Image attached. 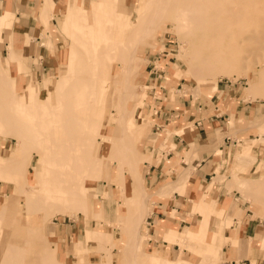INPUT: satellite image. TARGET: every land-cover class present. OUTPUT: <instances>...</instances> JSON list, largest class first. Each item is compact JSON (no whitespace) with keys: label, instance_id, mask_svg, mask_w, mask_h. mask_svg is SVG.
<instances>
[{"label":"rangeland","instance_id":"1","mask_svg":"<svg viewBox=\"0 0 264 264\" xmlns=\"http://www.w3.org/2000/svg\"><path fill=\"white\" fill-rule=\"evenodd\" d=\"M130 1L131 0H88L87 2H84L83 0H76L71 7H68L67 2L65 3L64 8L60 10L62 11L71 8L72 10L69 12L67 10V12L62 11L63 13L61 14V17L63 18V22L58 36L62 39L64 46L63 50L66 51V55L64 54L65 57L63 63L56 75L51 79L45 78L42 81L41 86H44L46 89L41 90L39 94H31L26 97L27 93L25 87L31 80L30 79L25 84L22 82L28 78L29 74V69L26 66V59H17L16 70L14 71V68H11L8 72H5L4 75L2 74V76H0V90L2 93L0 95L2 96L0 97V104L3 106L2 109L5 113L4 120L0 123V163L2 164L0 165V199L5 198V195H3L5 190L12 193H23V191L26 190L28 197L36 200L40 199L41 205V209L37 207L38 205H35L34 207L28 206L31 208L29 211H35L34 215L38 221L37 223H39V228L37 230V232H39L38 234H31L32 236L25 234L31 231L30 229H32V225L34 224L31 222L28 225V221H23V224L17 231H15L16 226H13L9 230L5 249L1 251V253L4 255L6 251H11L12 249L19 251L18 253H20V255L16 259V264H74L73 261L76 260L77 264H82L83 262H85V264H102V262H104L103 264H105L106 262L103 254L105 251L102 249L105 247H111L112 249L110 253L112 252L113 259L110 260V263L134 264V243L127 239L128 229L126 230L125 227L118 226L121 221L124 222V219L118 218V215L115 216L112 211L116 208L115 212H122L128 217L131 215L135 217L137 211L140 209L143 197L140 190L137 189L138 182L137 179H135L134 173H131L125 163L119 165V169L124 171L123 179L126 186L125 192L121 188L119 190V186L117 187V185H114L103 177L102 179L97 178V180L94 181L93 185L98 195L91 196V203L96 204V202L100 200L105 208L111 210L110 217L113 218L109 219L112 223H105L104 229L111 232L112 237L116 240L105 244L107 241L102 242L103 239L95 235V232H93L95 231V224L99 223L94 215L92 216L90 214L89 216L77 207H69V210L68 208H65L69 203L74 204L75 202L74 200L68 202L65 199H60L57 195L58 189L55 188L53 179L49 176L51 175L53 166L49 164L50 158L47 150V142L44 139V134L46 133L39 125L32 127L31 125L26 124L20 117L22 112V108L19 106L20 102L27 103L33 101L34 107H31L32 111H36L35 109H37L36 112H39V114L42 111L45 112V109L48 107V105H46L47 107L45 106V103H47L48 100L47 95L49 94L47 86H50L54 81L66 79L68 80V85H72L74 83L86 82L90 78H92L93 81H95L96 78L98 82L104 77L105 74L102 70L94 67V60L87 57L88 43L94 42L95 35L101 33V29H103V31L105 30L104 32L108 33L110 38H114L115 44L123 51L135 47L136 44H134V42L137 41V38L144 31L147 32L146 35H156V41H153V45H142L139 49L140 52H143L144 56L141 54L138 56L140 59L137 64V72L133 75L134 81L132 83L134 98L128 105L130 109H133L136 105L134 114L135 128L129 132L133 137L135 136L133 142L136 147L134 146L132 148L133 152L136 154L138 153L140 156H144V159L139 164L142 176L143 169L145 173L144 160L147 158L142 147L146 142L145 133L153 122L151 113L145 110L144 107L150 100L147 96V88L149 86L146 85L144 77L146 74L144 73L143 68L145 63L148 62L150 54L163 51V53L156 54L157 56L159 55L163 57L160 58L157 63L160 64V66H164L163 63L169 61L168 81H172L176 84L180 77L184 78L183 89H181L182 93L181 91H176L178 93L183 94L185 91H189L194 96H199V93L194 92V88L200 86L203 94L212 95L213 92H210V90L214 89V86L217 85L219 79L223 81H233L238 88L244 89L246 92L249 82L252 81L258 82V85L254 93L248 97L258 98L261 101H264V42H254L252 39L245 41L247 35L252 33L256 34V32H259L264 26V20L262 19L264 18V0H256L257 5L254 7H247L243 0H233L224 5L225 11L229 15L228 19L231 18V21L226 20L220 28L232 31L234 35H236L234 37V42L237 40L239 43L238 45L235 44L233 48L235 47V49H238L239 47L240 51H237L241 53V56L237 61L233 62V65L235 66L230 70V75L220 72L216 77H211L200 72H197L196 74L191 72L190 62H192L194 57L187 58L186 56L185 58H182L180 56L178 53L180 42L185 41L186 39L183 38V40H181L178 35H218L216 32L207 33V30L203 31L201 27V21L203 20L202 15H205L206 13L205 6H209V4L215 6L218 0H163L162 2H160L161 0H132L131 3ZM221 2L222 1L219 2V5L224 4ZM92 8H99L100 11H105L107 15L105 18L104 16L100 18L101 20L98 18L99 20L96 22L97 20L95 19L97 18L93 16ZM232 8L234 9L233 11ZM188 9L191 10L188 11ZM212 11H217V7L216 9L212 8ZM258 11L259 13H255ZM73 12L75 15L71 17L68 16L69 19H67L68 13L72 14ZM83 12L86 15H84ZM185 12L191 13L189 22H191L192 26L189 25L187 31L185 28L181 27V24L186 22L182 21L183 13ZM207 12H209V10ZM221 18L223 17L221 16ZM168 20L170 21L167 22ZM203 25L207 29L208 25L204 22ZM98 26L100 27L99 29ZM2 29L3 27H0V40L2 39ZM238 35L241 36L238 37ZM104 43L103 45L107 44L106 42ZM70 51L73 58L71 60H66L67 54ZM252 51L256 52L254 57L251 55ZM74 52L77 53L75 56L73 55ZM90 60H93L91 61L92 65H90ZM71 61H74L73 64H76L73 68H71L70 65ZM4 63L6 64V58H4ZM22 63L24 67L23 70L21 67ZM83 64L89 67H83ZM86 70H88V73H86ZM89 70L92 74L89 73ZM73 71L77 72L75 73L76 75ZM96 72H99L98 74H102V76H98ZM72 73L74 76L71 75ZM69 75L72 77H68ZM90 75L92 77H90ZM34 81L35 83H40L37 80ZM166 85L169 86V83H166ZM23 111L25 112L26 109H23ZM30 117L35 118L33 114H30ZM102 117L104 118V116ZM141 118L148 121L149 124L144 126V121L140 122ZM262 118L263 115L259 119ZM251 125L255 124L251 122ZM108 127L111 128L112 124H108ZM259 127L260 129L256 130V132L260 138L250 140V144H258L259 142L263 143L261 134L264 133V121L259 124ZM12 134L23 136V142L18 141ZM253 138L257 137L253 136ZM3 144L4 146L1 147ZM12 148L17 156L24 160L21 161L20 168H12V166L8 165L6 162ZM246 153L247 154L242 161L233 163V158H231L230 162L232 165L227 168L221 178L225 182L228 190L233 189L237 191L234 198L236 197L235 200H238L239 204H241L239 212L233 208L234 203L231 205V209H234V212H231V214L236 216L237 224L242 223V217L245 215L247 217L256 218V221L260 224V228L264 230V159L262 158L261 160H258V156L251 157L252 153L250 152V145L248 146ZM35 175L42 177L38 183L35 181ZM227 175H230L229 178ZM143 180H145L144 176ZM106 189L109 190L110 195H114V192H120L119 196L121 198L123 197V199H121L122 204L116 206L117 202L115 199H113V202L111 201L112 203L106 201L107 195L104 194ZM147 189L150 190L149 188ZM153 190H156V188ZM165 190L169 189L166 188ZM1 206L2 204L0 203V209L2 208ZM14 207H21L20 202L18 201L15 203ZM198 207L199 205L197 206V209ZM228 207H230V205H228ZM228 207H224L221 215H227V212L229 211ZM254 208L259 210L261 214L256 215ZM148 214L149 212L146 216ZM199 214H202V212H199ZM3 216L4 212L1 213L0 218V239L2 238L4 231L1 220ZM145 217L140 222V230L138 229L142 234H146ZM215 217L216 220L219 219L217 215H215ZM229 219V221H231L232 216ZM73 220L81 223L82 227L77 228L79 231L85 233L86 246L82 243L84 235L79 234L76 236L74 242H71L66 247H61L54 235L53 227L57 222H69ZM214 223L216 224V222ZM225 224L223 226H225ZM232 224H235L233 220ZM135 225L137 226V224ZM199 228L202 229V227ZM204 228L203 231H207V227ZM210 228L213 229L215 235H221L220 232L224 230L222 228L220 229V227L215 228L213 225H210ZM229 229V226L226 227V230ZM180 234L183 235L184 232L179 231L178 235ZM198 234L197 231L188 240H192L194 237L193 240L197 243V240H199ZM23 235L26 236L25 240L21 239ZM163 238L169 241L180 239L179 236H174L173 234H170V236H163ZM0 244H2V242ZM142 245L145 253H148L153 248H159V257L153 258L148 254L146 257V255L143 256L138 253L136 257L138 264H147L148 262L150 264H156L158 261H161V257L165 256L168 251L173 255V261L177 259L179 253H182V264L185 263V261V264H197L203 255V252L197 248V244L185 248L184 244L182 245V243H180L181 250L179 253H176L179 245L175 243H171L170 245H154L147 240L142 239ZM166 246L169 247V249L166 250ZM72 256L75 258H72ZM0 261L14 264L11 259H7L6 261L0 259ZM220 263L221 261L217 264Z\"/></svg>","mask_w":264,"mask_h":264},{"label":"crops","instance_id":"2","mask_svg":"<svg viewBox=\"0 0 264 264\" xmlns=\"http://www.w3.org/2000/svg\"><path fill=\"white\" fill-rule=\"evenodd\" d=\"M75 1L0 0V22L3 27L0 56L3 63L6 58L8 70L14 68V71L16 60L26 59L29 74L22 82L25 84L31 79L25 87L28 95L46 89L41 86L42 81L53 78L62 65L66 51L58 36L63 22L60 9L64 8L66 2L71 7ZM154 54H150L143 68L150 100L144 107L153 119L145 133L146 142L142 147L147 155L143 176L150 189L147 198L149 214L145 217L149 237L145 240L154 245L178 244L176 253H179L180 243L165 240L163 234L170 236L172 230L186 231L190 222L197 220L199 227L210 228L213 225L224 229L218 240L206 247L209 255L221 254L220 264H264L261 250L264 230L256 218L243 215L242 223L237 224L234 214L221 215L228 205L234 203L233 208L238 212L241 207L234 198L237 191L228 190L221 176L232 165L230 160L234 153L245 142L250 144V140L255 139L253 136L259 137L256 130L260 129L259 124L264 121V101L246 97L245 90L238 88L233 81L220 79L210 90L212 95L194 96L189 91L178 93L176 91L183 89L184 78L180 77L176 84L168 81L169 61L163 63L167 68L166 77L159 81L152 78V61L163 58ZM21 67L23 70V63ZM262 115L263 118L259 119ZM143 121L144 126L149 124L141 118L140 122ZM251 122L255 125H251ZM250 152L258 156V160L264 159V143L250 144ZM178 169L185 172V176L179 178L180 189L161 190L167 178H176ZM227 176L229 178L230 175ZM183 179L187 182H183ZM200 200L203 204L197 209ZM233 208H229L232 213ZM214 214L219 219L216 220ZM231 216L235 224L230 223L228 218ZM228 226L230 229L226 230ZM77 227L82 225L74 220L54 225V235L61 247L74 242L79 234L84 235L82 243L86 246L85 233ZM236 233H240L241 239L237 245H233L232 235ZM196 244L193 240H186L184 247ZM250 245L252 255L249 252Z\"/></svg>","mask_w":264,"mask_h":264},{"label":"bare ground","instance_id":"3","mask_svg":"<svg viewBox=\"0 0 264 264\" xmlns=\"http://www.w3.org/2000/svg\"><path fill=\"white\" fill-rule=\"evenodd\" d=\"M162 1L163 0L160 2ZM220 1H222L221 3L224 4L219 5ZM232 1L233 0H218L215 6L212 4L205 6L206 13L205 15H202L203 20L201 21V27L203 31L207 30V33L216 32L218 35H178L179 39H186L185 41L180 42V49L178 51L180 56L182 58H185L186 56L187 58L194 57L192 62H190L192 73L196 74L197 72H200L211 77H216L218 74H220V72L230 75V70L235 66L233 65V62L240 58L241 53L237 51L239 50V47L238 49H235V47L233 48L235 44L238 45L239 43L237 40H235L237 43L234 42V37L236 35H234L232 31L225 29L223 30L220 28V26L225 23L226 20L231 21V18L228 19L229 15L226 13L224 5ZM243 1L247 7H254L257 5L256 0ZM216 7L217 11L213 12L212 8L216 9ZM66 10L69 12L72 10V8ZM66 10L62 11L67 12ZM190 10L191 9H188V11ZM208 10L209 12H207ZM233 10L234 9L232 8V11ZM92 13L93 16L97 18L95 19L97 20L96 22H98V20L103 16L105 18L107 15L105 11L102 12L99 8H92ZM255 13H259V11ZM83 14L86 15L84 12ZM73 15H75L74 12L72 14L68 13L67 19H69L68 16L71 17ZM221 16L224 19L221 18ZM189 18H191V13H183L182 21L186 22H183L181 27L185 28L186 31L188 26L191 25ZM262 19L264 20V18ZM169 21L170 20L167 22ZM203 22L208 25L207 29L204 27ZM0 27L2 28L1 24ZM99 28L100 27L98 26V29ZM102 31L103 29H101V33L95 35L96 37L94 42L88 43L89 46L87 47V57L94 60V67L96 69H101L105 74L104 77L98 82L96 78L95 81L90 78L86 82L74 83L72 85H68V80L66 79L54 81L50 86H47L49 94L47 95V103H45V106L48 105V107L46 106L47 109H45V112L42 111L39 114V112H36L37 109H35L36 111H32L31 107H34L33 101H29L27 103L20 102L19 106L22 108L20 117L26 124L31 125L32 127L39 125L46 133L44 134V139L47 142V150L50 158L49 164L53 166L51 175L49 176L53 179L55 188L58 189V197L60 199H65L68 202H70V200H74L75 202L74 204L69 203L65 206V208H68L69 210V207H77L89 216L90 214L92 216L94 215L95 219L98 220L97 222L99 223L95 224V231L93 232H95V235L103 239L102 242L107 241L105 244L116 240L114 237H112L111 232L104 229L105 223H110L111 220L109 221V219L113 218L110 217L111 210L108 208L110 210L109 211L107 208H105L100 200L97 201L96 204L91 203V196L98 195L93 185L94 181H96L97 178L102 179L103 177L107 179V181L117 185V187L119 186V190L121 188L125 192L126 186L123 179L124 171L119 169V165L125 163L126 167L129 168L131 173H134L135 179H137L138 182L137 189L140 190L143 197L140 209L137 211L135 217L132 215L128 217L122 212H115L116 208L115 210L112 208V211L114 212L115 216L118 215V218L124 219V222L121 221L120 225H117L125 227L126 230L128 229L127 239L134 243L135 258L133 257V261L134 264H138L136 260L138 253L142 254L143 256L146 255V257L148 254L153 258H156L159 257L158 253L160 249L153 248L148 253H145L143 251L144 247L142 245V239L148 238L149 235L147 231H145L146 234H142L140 231H138L141 220L144 219L148 213L147 198L150 192L145 186V180H143L142 171L139 169V164L144 159V156H140L138 153L136 154L133 152L132 148L134 146L136 147V145H134L135 143L133 142V138L135 136L133 137L129 132L135 128L134 114L136 105L133 109H130L128 105L129 102L134 98L132 83L134 81L133 75L137 72V64L140 59L138 56L140 54L144 56L143 52H140L139 49L142 45H153L156 35H146L147 32L144 31L137 38V41L134 42V44H136L135 47L130 50L123 51L118 45L115 44L114 38H110V35L104 32L105 30L103 32ZM240 36L238 35V37ZM249 39H252L254 42H264V26L259 30V32H256V34L252 33L247 35L245 41H249ZM104 42L107 44L103 45ZM75 54L77 53L74 52L73 55L75 56ZM251 55L254 57L256 52L252 51ZM72 58V53L70 51L67 54L66 60H71ZM93 60H90L89 62L91 63ZM73 62L71 61V68L76 65L73 64ZM90 65H92V63ZM82 66L84 67L85 65L83 64ZM87 71L88 70H86V73H88ZM5 72H8L7 60L6 64L3 63L0 56V76H2V74L4 75ZM75 73L77 72H74V74ZM89 73L92 74L90 70ZM71 75H73V73ZM99 75L102 76V74H98V76ZM90 77L92 76L90 75ZM257 85L258 82L250 81L245 92V96L248 97L252 95ZM194 92L199 93V95L203 94L200 86L195 87ZM1 94L2 93L0 90V95ZM26 95V97H28V94ZM2 107L3 106L0 104V123L5 117ZM23 109H26V111L24 112ZM30 114H33L35 118H31ZM102 116H104V118ZM108 124H112V127L109 128ZM12 135L18 141L23 142V136L17 134ZM259 138L260 137H257L254 140ZM261 139L264 143V133L261 134ZM249 145V143H244L242 147L238 149L236 153H234L233 163L242 161L245 158ZM251 157H255V155L252 154ZM21 161L24 160L20 159V157L17 156L16 152L12 148L6 161L8 165H11L12 168H20ZM0 165L2 164L0 163ZM184 173L185 172L183 170L178 169L176 178L174 180L167 178L164 181L166 183L162 187V190H165L166 188L169 190H179V178L182 176L184 177ZM40 179H42V177L35 175L36 183H38ZM185 181L186 180L183 179V182ZM4 192L5 193H3V195H5V198L0 199V203L2 204V208L0 209V218L1 213L4 212V216L1 219L4 231L2 238L0 239V243L2 242V244H0V259L5 261L7 259H11V261L16 264V259L20 255V253H18L19 251L12 249L11 251H6L4 255L1 253V251L5 249V243L8 240L9 230L13 226H16L15 231H17L18 228L23 224V221H28V225L31 222L34 224L32 225V229H30L31 231L25 234L29 236H32L31 234H38L39 232H37V230L39 228V223H37L38 221L34 215L35 211H29V209H31L29 207L38 205L37 207L41 209V205L40 199L36 200L28 197L26 190L23 191V193H12L7 190ZM104 192V194L107 195L106 201L113 202V199H115L117 202L116 206L122 204L121 199H123V197L121 198L119 196L120 192H114V195L111 194L112 196L110 195L109 190L106 189ZM18 201L20 202L21 207L16 208L14 205ZM202 204L203 201L200 200L198 208L202 207ZM229 208H231V205L228 207V209ZM254 210L256 215L261 214L259 210L255 208ZM227 215H231V212L228 211ZM231 222L232 220L230 223ZM135 224H137V226ZM204 229L205 228L200 229L198 221L194 220L190 222L187 230L183 231V235H178L179 230H172L171 234L174 236H179L180 239H177L176 241L182 243L183 245L185 244L186 240L190 239L198 231L199 240H197V248L203 252V255L197 264H217L222 261L221 254L216 257L209 255L206 253V247L210 242L217 241L219 235H215L213 233V229L209 227H207V231H203ZM25 238V235L21 237L23 240H25ZM239 239L240 233L233 234L231 243L233 245H237L240 241ZM102 249L105 251L103 253L106 262L105 264H112L110 263V260L113 259L112 252L110 253L112 250L111 247H105ZM261 250L264 252V240H262ZM249 252L251 253L250 255H252V245L249 247ZM182 255V253H179L177 259L173 261L172 255L169 251L165 254V256L161 257V261H158L156 264H182ZM103 263L104 262H102V264ZM0 264L11 263L0 261ZM74 264H77V260L74 262ZM147 264L150 263L148 262Z\"/></svg>","mask_w":264,"mask_h":264},{"label":"built area","instance_id":"4","mask_svg":"<svg viewBox=\"0 0 264 264\" xmlns=\"http://www.w3.org/2000/svg\"><path fill=\"white\" fill-rule=\"evenodd\" d=\"M163 53V51L157 52L156 54H160ZM157 56V55H156ZM166 56V55H165ZM157 59L155 58L150 66V71H151V76L152 78L156 79L157 81L162 80L166 77V72H167V68H165L164 66H160V64L157 63L156 61ZM166 62H164L165 64ZM157 83V82H156ZM148 86V85H147Z\"/></svg>","mask_w":264,"mask_h":264}]
</instances>
